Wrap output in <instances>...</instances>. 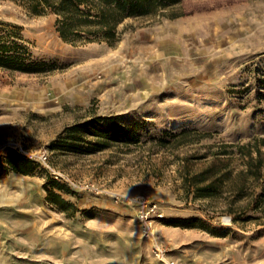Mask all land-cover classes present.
Here are the masks:
<instances>
[{
    "label": "rangeland",
    "instance_id": "obj_1",
    "mask_svg": "<svg viewBox=\"0 0 264 264\" xmlns=\"http://www.w3.org/2000/svg\"><path fill=\"white\" fill-rule=\"evenodd\" d=\"M56 20L0 0V21L21 25L33 58L48 63L0 69V264H264L260 212L234 222L244 201L231 213V198L194 200L183 185L185 157L195 173L222 144L264 136V0H183L127 19L115 45L64 41ZM96 116H117L138 142L98 150L84 133L75 148L52 149ZM184 129L210 136L158 142ZM10 150L35 170L14 172ZM47 189L67 203H50Z\"/></svg>",
    "mask_w": 264,
    "mask_h": 264
},
{
    "label": "trees",
    "instance_id": "obj_2",
    "mask_svg": "<svg viewBox=\"0 0 264 264\" xmlns=\"http://www.w3.org/2000/svg\"><path fill=\"white\" fill-rule=\"evenodd\" d=\"M15 1L30 15L55 14L56 29L64 41L107 42L115 45L119 40V27L127 19L156 17L183 0ZM47 66L45 60L33 58L21 25L0 21V69L10 72H42L46 71ZM84 133L95 138L94 141H88V144L98 150L106 148L108 141L138 142L133 131L119 123L117 116H96L66 127L58 139L51 143V147L75 148L85 140ZM167 134L169 139L161 138L158 142L168 149L210 136V133L197 129H184ZM210 156L208 165L195 173L189 169L192 157L183 159V185L186 195H191L194 200L217 196L231 198L227 205V210L231 213L234 212L237 202L244 201L245 204L241 206L239 215L233 219L234 222H237L241 214H246L247 209L260 212L264 216V136H254L243 143L222 144L216 151H211ZM6 160L10 168L19 174L29 175L36 168L33 159L15 150L9 151ZM234 161H238L237 165H233ZM51 184L59 191L65 188L55 181ZM47 191L50 203H67L61 193L49 189ZM61 209L65 211L64 208ZM251 218L247 216L245 220Z\"/></svg>",
    "mask_w": 264,
    "mask_h": 264
},
{
    "label": "built area",
    "instance_id": "obj_3",
    "mask_svg": "<svg viewBox=\"0 0 264 264\" xmlns=\"http://www.w3.org/2000/svg\"><path fill=\"white\" fill-rule=\"evenodd\" d=\"M42 158L44 160H47L46 154L43 155ZM144 207L148 208V210L142 214V219L144 220V223L148 224L149 214H150V212L154 211V207H150L149 208V206H148V204L146 202H144ZM149 228H150L149 225H147L146 226V230H145L147 232V234H149V231H150ZM169 264H174V262H169Z\"/></svg>",
    "mask_w": 264,
    "mask_h": 264
}]
</instances>
